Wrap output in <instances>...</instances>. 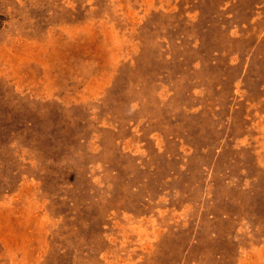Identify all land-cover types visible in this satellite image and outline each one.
<instances>
[{
    "label": "rangeland",
    "instance_id": "rangeland-1",
    "mask_svg": "<svg viewBox=\"0 0 264 264\" xmlns=\"http://www.w3.org/2000/svg\"><path fill=\"white\" fill-rule=\"evenodd\" d=\"M0 264H264V0H0Z\"/></svg>",
    "mask_w": 264,
    "mask_h": 264
}]
</instances>
